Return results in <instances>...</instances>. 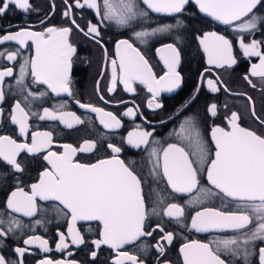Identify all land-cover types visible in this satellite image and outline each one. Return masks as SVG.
<instances>
[{
  "label": "snow or ice",
  "instance_id": "snow-or-ice-1",
  "mask_svg": "<svg viewBox=\"0 0 264 264\" xmlns=\"http://www.w3.org/2000/svg\"><path fill=\"white\" fill-rule=\"evenodd\" d=\"M190 0H142L143 5L154 13H162L169 16L182 13L185 5ZM200 12L212 20L221 24L229 25L239 33H251L264 28V15H257L258 6L264 7V0H194ZM66 10L63 15L71 18L73 4L64 0ZM10 7L19 9L25 13L33 10L30 0H0V16L7 13ZM75 8H88L95 11L101 22L113 21L121 27H130L137 17H146L148 12L139 7L137 0H74ZM54 8V6H53ZM257 10V11H254ZM43 23V21H42ZM75 26L85 37L95 41L103 47L101 28L98 24L89 22L85 28H81L75 19H71ZM172 25H164L149 31H134V36L141 43L146 42V37L156 33L168 32ZM72 27H47L43 31H32L28 28H21L18 31L8 32L0 36V44L5 42H16L21 47L31 41L35 46V56L25 59L20 65L19 77L16 84L24 92L25 77L30 75L33 83L47 85L52 93L60 96L66 94L69 97L74 95L72 88V65L73 56L76 54V47L70 42ZM199 43L207 56L209 66L223 68L226 65L231 67L236 63L233 56L232 42L217 32H205L198 37ZM239 47L243 50L245 57H258L259 63L252 64L250 76L258 77L264 82V41L251 40L245 42L240 37ZM116 59L111 60V86L108 92L115 91L117 81L123 84L127 92H135L133 84L139 82L144 85L152 98L148 101L149 109H160L162 104L157 97L162 92H174L182 84V76L178 68L181 63L180 49L173 43L165 44L158 48L157 54L163 61L167 71L164 75L157 77L153 72L149 61L134 47L128 39L116 42ZM107 56V49H104ZM19 52L0 51V57L8 61H16ZM210 72L211 69H206ZM13 76L11 67L0 70V102L5 99L4 84L6 77ZM245 79L252 87L256 85L245 76ZM201 80L206 82L207 88L213 92H219V84H222L219 77L216 79L205 78L201 74ZM225 91L228 89L225 87ZM99 91V81L97 82ZM200 88L197 87L196 93ZM46 92L39 93V96L46 95ZM32 97L37 99L35 93L30 90L24 96V100ZM104 99L103 96L100 97ZM196 99V95L190 98L183 106L187 109L189 104ZM251 101V97L248 98ZM30 103V101H28ZM107 102V101H106ZM76 103L80 108L97 113L100 123L106 129L121 127V121L112 112L91 104H83L78 100ZM43 109L39 115L40 120L59 121L67 128L83 124L84 121L75 112ZM138 111V108L136 109ZM132 108L124 112L125 116L136 114ZM212 117L217 115V105L211 104L207 108ZM3 109L0 108V116ZM37 113L26 110L19 100L11 110V123L17 125L21 136H26L29 129L30 116ZM252 116L258 121L260 132L242 127L239 123L240 116L232 112L227 117V127L214 126L211 129V140L214 149L208 146L197 118L186 116L179 125V131L175 132L180 139V144L169 143L167 147L160 149L157 146L151 147L149 152L150 160L153 163V172L159 175L158 170L162 168L163 177L167 179L172 191L179 194H188L191 199L188 201L193 206L202 205L213 197L219 196L222 200L227 198L229 202L235 203L234 210H222L215 207H202L191 217V228L197 232H209L212 230L232 232L233 235L219 238L212 243H201L191 241L184 243L180 248L183 257V264H226L221 258V253L230 255L243 264H251L250 257L257 254V242L264 244V119L256 116L254 107ZM152 131L137 128L128 133L127 143L134 148L142 145L148 146ZM51 132H33L31 144L17 143L15 139L7 135H0V159L10 165L16 172H22L23 168L17 157L21 152L37 153L50 148L52 145ZM153 145L158 141L152 140ZM184 145V146H181ZM64 151L57 154L48 151L44 160L51 166L40 174L38 183L30 186V192L17 187L7 198L6 208L11 213H20L25 217H33L37 213V198L42 201H58L65 215H70L67 235L60 232L59 240L55 245L57 251L64 252L71 245L79 247L86 243L85 237L77 229L78 221H96L99 224V238L91 243L99 250L106 245L116 252L112 264H145V261L138 255L123 250L126 245L136 244L142 237H151L159 230L162 235L154 246L141 243L139 248L147 251L154 247L158 259L165 257L166 248L161 241L172 244L173 233L165 232L164 228L157 224L151 231H146V220L149 213L146 208V197L142 187V180L134 170L126 165L119 158L121 147L108 144L113 156L110 159H102L96 163H80L74 159L78 152L88 153L96 148L95 141L86 140L79 147L70 144L61 146ZM187 149V150H186ZM206 175L209 185H201V176ZM3 179V177H0ZM227 203L223 208H227ZM154 214L155 209H153ZM163 215L179 221L185 215L184 207L177 203H169L163 209ZM7 223V229L0 227V238L13 232L22 226L21 221L12 217L5 221L0 218V225ZM41 224L40 220L35 221ZM26 246H36L44 253L51 251L49 241L38 235H32L23 240ZM91 251L93 259L97 251ZM29 251V247H16V260L7 259L0 255V264H24L23 257ZM72 256V252H67ZM39 264H78L74 259L53 260L45 257ZM162 264H169L166 259ZM258 264H264V246L258 247Z\"/></svg>",
  "mask_w": 264,
  "mask_h": 264
},
{
  "label": "flooded vegetation",
  "instance_id": "flooded-vegetation-1",
  "mask_svg": "<svg viewBox=\"0 0 264 264\" xmlns=\"http://www.w3.org/2000/svg\"><path fill=\"white\" fill-rule=\"evenodd\" d=\"M30 3L33 10L27 13L10 7L5 15L0 16V36L8 32L18 31L21 28L43 31L47 27L53 26L72 27L70 42L77 50L73 56L71 72L74 95L72 97L66 94L57 96L47 88V85L33 83L30 69L29 75L25 77L26 88L24 92H21L20 86L16 84L20 65L25 59L35 56V46L31 41H28L23 47L16 42L0 44V51L4 52L5 55L10 51L19 52L16 61L10 62L4 57H0V70L8 67L13 69V76L5 78L3 88L5 99L0 102V108L3 109V115L0 116V135L10 136L17 143L31 144L33 132H51L53 141L50 148L44 151L37 153L21 152L17 160L23 168L22 172H16L10 165L0 159V177H3V179H0V218L7 221L15 217L22 224L20 228L0 238V255H4L10 260H16L15 248L29 247V251L23 257L24 264H39V261L45 257L53 260L74 259L78 264H112L116 252L106 245H102L99 250H96L91 243L92 240L99 238L98 222L78 221L76 227L85 237L86 243L77 247L71 245L69 239V249L60 252L55 248L59 240L58 234L63 232L67 235L71 217L64 214L67 210L63 209L58 201H42L37 198V213L33 217L11 213L6 208L7 198L12 191L17 187H21L30 192V186L38 183L40 174L51 167L44 160V156L47 155L48 151L59 154L64 151L62 145L70 144L79 148L86 140L95 141L96 148L88 153L78 152L74 159L80 163H96L99 160L110 159L113 156L108 144L121 147L122 151L118 154L119 158L126 165H129L142 180L146 208L149 213L145 230L151 231L157 224H160L165 232L173 233L172 244L169 245L161 241L166 248L165 257L163 258L158 259L154 247H149L146 252L139 248L141 243L154 246L162 235L158 229L153 233V236L142 237L136 244L126 245L123 250L138 255L145 261V264H162L163 259H166L169 264H183L180 248L184 243L199 241L209 243L210 246L215 248L213 241L233 235L230 231L197 232L192 229L191 217L202 207L234 210L235 203L229 202L227 198L222 200L217 196L202 205L193 206L188 202L191 199L190 195L172 191L167 179L163 177L162 168L158 170L159 175L154 174L149 152L153 146L163 149L169 143L180 144V139L174 133L179 131V125L186 116L197 118L201 132L211 149H214V143L211 140V129L214 126L227 127L226 118L230 117L232 112L239 114V123L242 127L258 132L262 130L256 118L252 116V108L254 107L256 116L264 119V82L258 77L250 76L251 66L254 63L258 64L259 58L245 57L243 50L239 47V41L241 36H243L246 43L253 39L264 41V28L251 33H239L232 26L221 24L204 15L192 0L185 5L182 13L172 16L151 12L143 5L142 0H137L139 7L146 10L148 15L137 17L130 27L118 26L113 21L101 22L100 17L96 15L94 10L75 8L74 0H68L69 4H73L71 18L63 15L67 7L64 0H30ZM258 9L259 11L254 10L257 11V15H264V7L258 6ZM71 19H75L76 23L85 30L89 22L98 24L101 28L103 47L85 37L82 32L71 24ZM164 25H172L173 27L168 32L156 33L146 37L144 43H141L134 36V31L151 32L153 29ZM205 32H217L232 42L233 56L236 59L234 65L231 67L226 65L223 68L208 65L207 56L198 39ZM122 39H128L134 47L140 50L149 61L157 77L164 75L167 69L156 50L169 43L175 44L180 49L181 63L178 71L182 76V84L174 92H162L157 97V101L162 104L160 109H149L147 107L152 94L139 82L132 85L135 92H127L118 80L115 91L108 92V88L111 86V60L116 59L115 45L117 41ZM105 48L107 49V56H105ZM262 50H264V47H262ZM209 68L211 71L206 72L205 70ZM202 73L205 78L215 80L216 77H219L222 81V84L218 85L219 92L213 93L207 88L206 82L201 80ZM245 76H249L256 87H252ZM98 81L99 91H97ZM197 87L200 88L199 93H196ZM225 87L228 91L224 90ZM29 90L38 97L37 99L29 97L28 101L30 103L24 100V96L27 95ZM41 92L47 94L41 97L39 96ZM193 95H196V99L189 104L187 109L182 110V106ZM101 96L104 97L103 100L100 99ZM249 97H251V101H249ZM17 100L21 102L26 110L37 113L36 116H30L29 118V129L26 136H21L18 126L12 124L10 120L11 110ZM77 100L80 103L91 104L103 108L107 112H112L120 119L121 127L104 128L100 123L99 115L80 108L76 103ZM213 103L217 105V115L215 117H212L207 111V108ZM62 104L64 108L60 110L75 112L84 123L67 128L58 120H40L38 118L40 114H43L44 108L57 110ZM128 108H132L134 111L138 108V111L134 116H125L124 112ZM138 127L153 132L148 146L142 145L140 148H134L127 143L128 133ZM152 140L158 141V145H153ZM201 185L206 188L212 187L208 184L206 175L201 176ZM169 203H177L184 207L185 215L179 221L163 215V209ZM225 203L228 205L227 208H223ZM153 209L158 214H154ZM37 220H40L41 224H36L35 221ZM0 227L6 230L7 223L0 225ZM32 235L47 239L51 251L44 253L36 246L24 245L23 240ZM260 246H264V244L257 242V249L254 250L257 254L249 258L251 264H258V247ZM93 250L97 251L95 259L91 257V251ZM68 251L72 252V256L67 255ZM221 258L226 261V264H243L242 260L223 253H221Z\"/></svg>",
  "mask_w": 264,
  "mask_h": 264
},
{
  "label": "water",
  "instance_id": "water-1",
  "mask_svg": "<svg viewBox=\"0 0 264 264\" xmlns=\"http://www.w3.org/2000/svg\"><path fill=\"white\" fill-rule=\"evenodd\" d=\"M193 2H194V0H192ZM146 6V5H145ZM205 15V14H204ZM207 16V15H206ZM210 19H212L211 17H210Z\"/></svg>",
  "mask_w": 264,
  "mask_h": 264
}]
</instances>
